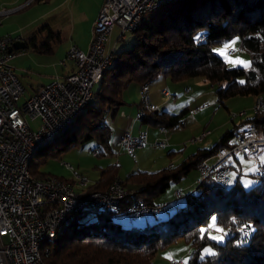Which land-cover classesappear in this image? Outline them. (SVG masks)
Masks as SVG:
<instances>
[{
    "label": "trees",
    "instance_id": "1",
    "mask_svg": "<svg viewBox=\"0 0 264 264\" xmlns=\"http://www.w3.org/2000/svg\"><path fill=\"white\" fill-rule=\"evenodd\" d=\"M48 1L34 0L32 4ZM166 6L170 7L164 13L140 21L132 32L131 47L112 52L111 65L103 70L92 89V98L84 112L65 134L37 151L43 154L41 159L33 162L31 158V176H48L39 170L47 157L56 158L61 152L89 142L96 144L91 147H98L102 156V147L111 138V128L104 119L108 115L115 117L125 105L121 96L131 83L141 87L163 78L171 82L200 78L214 89L216 102L222 107L228 98L264 96V0H181ZM236 36L239 48L250 57L246 69L227 68L213 50ZM61 41L59 31L42 24L23 40V51L50 55ZM188 112L187 107L176 114L158 109L138 120L144 126L175 130L183 127ZM245 122L249 125L246 129L252 127L259 136H264V112L253 113ZM243 131L226 130L214 144L196 149L178 164L155 172L129 173L121 181L128 194L120 201L118 210L100 212L87 220L86 212H71L68 224L60 226L55 238L41 245L42 261L149 264L157 251L182 239L192 248L187 264H264V180L244 189L240 177H236L233 184L223 189L207 177L198 183L199 194L185 195L184 205L167 219L143 227H122L115 219L121 210L139 201L155 204L168 188L198 170L203 160L232 147L235 137ZM54 144L56 148L49 151L47 147ZM230 162V169L241 166L238 156H233ZM118 168L117 164L102 168L88 191H104L118 178ZM212 216L217 218L216 225L226 232L223 242L208 236L206 226ZM200 229L206 232L202 234ZM206 246H211L215 254L201 259Z\"/></svg>",
    "mask_w": 264,
    "mask_h": 264
},
{
    "label": "built area",
    "instance_id": "2",
    "mask_svg": "<svg viewBox=\"0 0 264 264\" xmlns=\"http://www.w3.org/2000/svg\"><path fill=\"white\" fill-rule=\"evenodd\" d=\"M181 0H104L93 23L92 36L87 51L72 46L66 59L73 62L74 69L63 79H55L39 86L22 104L25 93L15 75L10 61L22 54L23 49L13 45L21 42L19 37L0 36V264H46L41 259V245L55 238L60 226L69 222L71 212L81 211L95 215L100 212L117 211L120 201L128 194L119 178L114 179L104 191H88L89 178L68 163H61L70 172V180L54 176L35 178L31 176L29 163L37 151L65 134L84 112L92 98V89L101 79L103 70L111 65L112 52L105 45L113 28L120 30L119 38L132 33L142 16L164 5ZM34 0L11 9H0V18L22 11ZM140 102L136 118L159 107L150 102L149 85H141ZM164 96H169L166 89ZM201 108H204L202 106ZM253 113L264 112V96L254 98ZM242 112L239 116H243ZM28 119L36 121L32 129ZM158 129V137L149 142L145 131L134 135L124 130L116 145L130 158L146 146L166 148L167 130ZM209 134L204 130L190 144L202 143ZM230 148L219 150L212 158L198 166L200 181L211 177L223 189L229 184L231 171L227 158L241 155L250 165L235 167L236 177L248 169L254 170L255 184L264 180V164L257 154L264 148V136L248 128L235 137ZM90 156L98 157V147H88ZM213 160V163H208ZM180 191L175 193L174 203L183 199ZM166 204H147L143 201L124 208L121 215L129 221L164 211ZM248 232V227L244 228ZM181 264V262H172Z\"/></svg>",
    "mask_w": 264,
    "mask_h": 264
},
{
    "label": "rangeland",
    "instance_id": "3",
    "mask_svg": "<svg viewBox=\"0 0 264 264\" xmlns=\"http://www.w3.org/2000/svg\"><path fill=\"white\" fill-rule=\"evenodd\" d=\"M8 1L12 0H0V9H2L3 7L7 8L6 4L9 3L6 2ZM38 6H41L40 9L43 7L42 4L34 3L31 7L27 8L26 10L19 11L17 13L5 17H1L0 36L9 35L11 37H17L20 35L22 37L23 35L22 38L27 39L29 35H31V33L29 32L30 30H32V26L26 28L25 30H22V28L26 27L28 23L32 22L38 17L40 11V9H37L39 8ZM169 7L170 6L164 5L161 8H158L152 12H148L142 16V19H145L148 16H152L153 14H162ZM52 19L53 18L51 17V15H45L43 21L39 24L38 27H40L42 24L52 23ZM117 32L118 30L116 27L113 33L111 34V38L105 45V50L107 53L119 52L123 49L131 47V45L134 43V34L126 33L123 38L118 39L115 37V34H117ZM233 41H235L234 44H232ZM225 44H232V46L225 50L224 55L218 54V52L215 50L222 49ZM213 50L215 53L222 57L227 68L240 67L246 69L250 65L249 54L239 48V39L237 36L233 37L230 41H227L222 45H216L215 47H213ZM53 58L54 55H38L28 49H24L21 55L10 61L9 65L14 69L15 75L18 77L20 83L23 85L26 92L24 96L20 99L21 104L27 99V97L29 96V92H31L33 89L41 85L43 86L48 84L49 82L55 80L54 78H56L58 75L62 74L63 69L60 65V62L56 68L53 66V62H50V60H52ZM228 58H231V61H236L238 59L239 61H243L245 63H233L230 62ZM160 80L162 79L152 82L151 87L157 86ZM166 86L168 88L164 89H168L167 91H169L168 94L170 97L165 98L160 94L159 98H161L162 100L169 101L171 98H173V96H175V100L180 106L177 112L180 111L183 107H187L189 110V112L184 118L183 127L175 130L169 129L167 130V133L165 135L167 141L169 134L172 133L174 134V138L178 139L179 141L188 138L187 141L182 142V145L179 148V153L183 151L184 154L186 153L185 155L189 154L192 149L189 142L192 139L197 138L200 133H202V131L204 130L210 133L209 136L205 139V141L214 144L226 130L235 129L237 132H240L242 130H246V128L249 126L245 122V120L253 116L252 107L254 103V98L252 96L228 98L227 100H225V107H222L219 106L216 102L214 89L207 82H203L200 78H191L180 82L168 81L166 83ZM187 86H189V90H187ZM93 88H95V86ZM122 98L126 101L127 105L122 106L121 109H124L128 106H133L132 103L139 104L140 93L138 91V84L131 83L127 87L125 92L122 94ZM202 106H204V108H201V110L195 112L197 108ZM242 112H244L245 114L243 116H239V114ZM104 121L111 128V138L107 145L102 147V152L104 153L102 156H90L88 150L86 151V149L88 147L95 146L96 144L94 142H89L83 147L72 148L66 152H61L56 158H52L51 156L47 157L45 163L40 165L39 170L44 172L48 176L50 175L64 180H70V172L61 165V163H68L72 167L76 168L77 171L84 173L89 178V182L93 184L94 180H97L99 178L100 170L102 168H105L109 164H115L116 161L119 159L122 162V168H118V178L122 181L129 174L126 171L127 169H130L135 160L133 158H130L123 151H120L117 145L115 144L113 122L116 123L117 121H120L119 116L116 115L112 118L110 115H108L105 117ZM28 122L32 129L36 128V121H31L30 119H28ZM144 128H146V130L148 129L150 133L152 131L158 132V129L154 127L144 126ZM194 130L195 132H198L195 134V132H192ZM147 136L149 135L147 134ZM64 139H68V136H65ZM148 139L150 143H153L154 140H152L150 137H148ZM56 146L57 144H54L50 147H47V149H49L50 151L56 148ZM201 146L202 144L196 145L195 149L200 148ZM108 147L111 148L112 153H109L107 151L106 148ZM144 148V150H141V153L142 158L148 160L147 165L144 166V169H146V171L148 172L159 171L162 168L167 167L169 165L170 159L172 163H174V165L178 163L175 162L177 160L174 159V156L178 155L179 153H177V151L175 150L173 154L170 153L171 155H167L168 152L171 150L168 147L162 149L149 145ZM139 150L136 151L135 158L140 152ZM42 157L43 154L38 152L36 155L33 156L32 160L33 162H35L41 159ZM257 158L264 162V160H262V158H264V148L260 149L257 154ZM238 159L241 161L242 169L250 165V163L246 159H244L243 156L238 155ZM226 161H231V157L227 158ZM236 167L238 166L236 165ZM253 173L254 170L248 169L244 173V175L240 177L239 181L244 189H248L255 184ZM228 177L229 184H233L236 179L234 167L231 168ZM200 180L201 179L198 170L191 171L180 183L172 185L170 188H168L163 194H161L157 198L156 201L164 199V196L166 194L174 193V198L172 200L173 202L175 199V190L180 188L181 190L184 189L183 192H181L183 193V196L193 192L195 194H199L200 189H198L197 187ZM172 202L166 203L167 206L164 211L153 214L148 217L138 218L133 221H129L126 217H123L119 213L117 214L115 219L121 224L122 227H131V223H134L135 227L151 225L154 222L167 219L175 211V206L180 208L184 205V200L178 202L177 205H174ZM90 217L91 214L88 213L84 216V219L87 220ZM210 222L211 218L209 220V223ZM208 225L206 226V228L208 229V236L222 237V239L213 240H215L216 242H223L226 234L225 230H223L222 232L216 231L215 228H208ZM216 227L221 228L218 225H216ZM205 248L212 249L211 246H206ZM204 249L201 251V256L210 255L208 253H205ZM212 251L214 252L213 249ZM191 252L192 248L190 244L180 239L175 243L171 244L170 246L157 251L156 255L149 264H172V262H185L187 261Z\"/></svg>",
    "mask_w": 264,
    "mask_h": 264
},
{
    "label": "crops",
    "instance_id": "4",
    "mask_svg": "<svg viewBox=\"0 0 264 264\" xmlns=\"http://www.w3.org/2000/svg\"><path fill=\"white\" fill-rule=\"evenodd\" d=\"M25 1L26 0L8 1V2H6V3H9V4H6L7 8H5V7H3V8L9 9V8L18 7L22 4H24ZM103 1L104 0H49L48 2H40L39 4H42L43 7L40 9L41 6H38L39 8H37V9H40L38 17L35 20H33L32 22L28 23V25L26 27L22 28V30H25L26 28L32 26L31 27L32 30H30V32H29L32 34L38 28L39 24L43 21V18L45 15H51V17L53 18L52 23H49L48 25L53 30L59 31L61 33L62 41L59 45H56L54 47L53 53L48 55V56L54 55V58L52 60H50V62H53L52 64L55 68L57 67V65H59V62H60V65L63 69L62 74L58 75L54 79L61 80L66 75H68L70 72L73 71V69H74L73 62L69 59H66L67 52L72 46H76L79 50L87 51L90 40H91V36H92L93 23L96 19V16H97V14L101 8ZM32 5L33 4L29 5L28 7H26L23 10H26L27 8L31 7ZM115 28H113L112 32L108 36L107 42L111 38V34L115 30ZM117 30H118V32H117V34H115V37L119 39L120 30L118 27H117ZM17 37L21 38V40H22L21 42H23V40H26V39L22 38L23 35H22V37L20 35ZM168 81H170V80L163 78L162 80H160L158 82L157 86H154V87H151V83H150L149 84V99H150V102L152 104L157 105L159 107L160 111L163 110V111H166L170 114H176V112L180 108V106L176 102L175 96H173V98H171L169 101L162 100L161 98H159L160 94L165 98L170 97V96H164L162 94V91L164 90V88H168L166 86V83ZM187 88H188L187 90H189V86H187ZM35 89H33L31 92H29V96H31L34 93ZM139 90H140V86L138 85V91ZM167 92H169V91H167ZM122 100H124V99L122 98ZM123 102L125 103V105H127L125 100ZM132 104H133V106H128L124 109H120L119 112L117 113V116H119L120 121H117L116 123L113 122V129H114V133H115V144H116L119 136L121 135V133L124 130H129L134 135H137L141 131H145L149 135L148 137H150L152 140H154L158 136V132L152 131L150 133V131L148 129L146 130V128H144V125H142L140 123V121L136 118V114L138 111V103H132ZM199 110H201V107L197 108L195 110V112H198ZM192 132H195V130ZM197 132H195V134ZM209 134L205 137V139L209 136ZM205 139L202 143H199V144H197V143L196 144H190L189 143L190 146L192 147V149H191L189 154L185 155L186 153L184 154L183 151L179 153V148L182 145V142L187 141L188 138L185 140L179 141L178 139L174 138V134L172 133V134H169L168 141H167V142H169V145L167 147L171 149L169 151V152H171V154L174 153V150L177 151V153H179L178 155L174 156V159L177 160L175 162L179 163L186 156L195 152V150H196L195 146L196 145L202 144V146L200 148H204V147H209L210 146L209 144H212V143H209L208 141H205ZM106 149L109 153H112V150L110 147H108ZM144 149L145 148L140 149L139 150L140 152L138 153L137 157L133 158L135 161H134L133 165L130 167V169H127V171H126L127 173H132L135 171H146V169H144V166L147 165L148 160L145 158H142V153H141V150H144ZM168 157H170V156H168ZM258 160L264 164V162H262L259 158H258ZM208 163L212 164L213 160H209ZM228 163L230 164L231 162L228 161ZM240 163H241V161H240ZM115 164H118L119 169L122 168V166H121L122 162L119 159L116 161ZM172 165H174V163H172V161L170 159L169 165L167 167L172 166ZM167 167H164V168H167ZM164 168H162V169H164ZM149 172H154V171H149ZM81 174H84V173H81ZM118 175H119V173H118ZM97 180H94V182H96ZM183 190L184 189L181 190V188L176 189L175 193L177 191L183 192ZM182 195H183V193H182ZM173 198H174V193L173 194H166L164 196V199H161L160 201H156V203L157 204H166V203L172 202ZM181 200H183V199H181ZM180 201H178V202H180ZM172 203L174 205H177V203H174V202H172ZM177 208H179V207L175 206V211ZM131 226H135L134 223H131ZM183 263L184 262H181V264H183Z\"/></svg>",
    "mask_w": 264,
    "mask_h": 264
},
{
    "label": "snow or ice",
    "instance_id": "5",
    "mask_svg": "<svg viewBox=\"0 0 264 264\" xmlns=\"http://www.w3.org/2000/svg\"><path fill=\"white\" fill-rule=\"evenodd\" d=\"M234 43H235V41L232 42V44H234ZM232 44H225L224 47H223L222 49H216L215 51H217L218 54H220V55H224V54H225V50H226L227 48L231 47ZM228 59L230 60V62H233V63H235V62L245 63V62H243V61H239L238 59H237L236 61H231V58H228ZM241 83H243V81H241ZM262 160H264V158H262ZM246 186H247V185H246ZM216 224H217V218H216L215 216H213V217H211V222L209 223L208 228H215L216 231H220V232H222L223 229H222V228H218V227H216ZM200 232L203 234V233L206 232V229H200ZM209 238H211V239H216V240L222 239V237H216V236H210ZM204 252H205V253H208V254H210V255H214V254H215V253L212 251V249H210V248H205V249H204ZM201 259H203V256L201 257ZM184 264H187V261H185Z\"/></svg>",
    "mask_w": 264,
    "mask_h": 264
},
{
    "label": "water",
    "instance_id": "6",
    "mask_svg": "<svg viewBox=\"0 0 264 264\" xmlns=\"http://www.w3.org/2000/svg\"><path fill=\"white\" fill-rule=\"evenodd\" d=\"M13 47L23 49V43H22V42H17V43H15V44L13 45Z\"/></svg>",
    "mask_w": 264,
    "mask_h": 264
}]
</instances>
